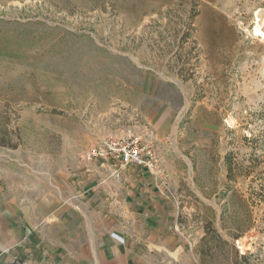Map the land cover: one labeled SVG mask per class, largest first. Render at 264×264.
Returning a JSON list of instances; mask_svg holds the SVG:
<instances>
[{
	"label": "rangeland",
	"instance_id": "rangeland-1",
	"mask_svg": "<svg viewBox=\"0 0 264 264\" xmlns=\"http://www.w3.org/2000/svg\"><path fill=\"white\" fill-rule=\"evenodd\" d=\"M259 27L264 0H0V215L132 134L159 156L166 260L264 264Z\"/></svg>",
	"mask_w": 264,
	"mask_h": 264
},
{
	"label": "crops",
	"instance_id": "crops-1",
	"mask_svg": "<svg viewBox=\"0 0 264 264\" xmlns=\"http://www.w3.org/2000/svg\"><path fill=\"white\" fill-rule=\"evenodd\" d=\"M83 166L62 191L39 193V212L0 215V264H172L159 249L170 204L159 176Z\"/></svg>",
	"mask_w": 264,
	"mask_h": 264
},
{
	"label": "built area",
	"instance_id": "built-area-1",
	"mask_svg": "<svg viewBox=\"0 0 264 264\" xmlns=\"http://www.w3.org/2000/svg\"><path fill=\"white\" fill-rule=\"evenodd\" d=\"M88 161L99 160L118 173L121 168L135 164L157 175L159 156L155 148L140 136L111 134L90 147L83 155Z\"/></svg>",
	"mask_w": 264,
	"mask_h": 264
},
{
	"label": "bare ground",
	"instance_id": "bare-ground-1",
	"mask_svg": "<svg viewBox=\"0 0 264 264\" xmlns=\"http://www.w3.org/2000/svg\"><path fill=\"white\" fill-rule=\"evenodd\" d=\"M257 31L261 32V33L264 35V32L260 29V27L257 28ZM259 32H258V33H259ZM255 235H256V234H255Z\"/></svg>",
	"mask_w": 264,
	"mask_h": 264
}]
</instances>
